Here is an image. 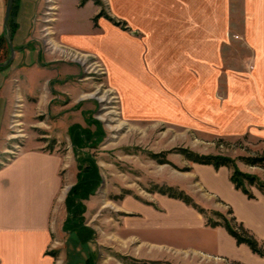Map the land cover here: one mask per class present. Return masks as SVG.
<instances>
[{"label": "rangeland", "instance_id": "rangeland-1", "mask_svg": "<svg viewBox=\"0 0 264 264\" xmlns=\"http://www.w3.org/2000/svg\"><path fill=\"white\" fill-rule=\"evenodd\" d=\"M147 1L39 0L31 35L34 65L17 70L13 57L0 68L11 72L0 167L23 150L43 151L62 161L47 250L55 264H178L169 259L171 252L149 249V237L162 235L149 233V207L183 203L159 193L164 189L181 191L207 217L216 219L213 212H218L231 219V208H209V197L197 189L200 164L187 160L181 150L228 158L240 171L264 181L263 168L241 160L263 156L264 141L234 136L232 111L209 110L211 95L220 104L225 94L264 92V21L260 33L243 34L237 13L230 32L217 37L216 82L200 83L190 52L162 51L149 37V13L132 10L134 2L145 6ZM69 36L81 37L83 45L68 42ZM226 41L229 51L222 46ZM256 45L263 52L255 51ZM8 57L2 47L0 63ZM93 166L99 184L86 200L77 201L86 229L78 236L64 228L70 218L65 199L79 175ZM246 187L250 192L255 188ZM165 214L168 224L183 222L182 212L166 208ZM164 234L167 244L189 237L181 238L185 234L179 231Z\"/></svg>", "mask_w": 264, "mask_h": 264}, {"label": "crops", "instance_id": "crops-1", "mask_svg": "<svg viewBox=\"0 0 264 264\" xmlns=\"http://www.w3.org/2000/svg\"><path fill=\"white\" fill-rule=\"evenodd\" d=\"M236 2L148 0L145 6L134 2L136 7L132 10L149 13L146 16L149 18V37L152 36L154 42L161 45L158 49L190 52L200 83H213L217 76L218 35L230 32L237 13L243 21V28L240 29L243 34H251L253 30L255 34L260 33V21H264V0ZM5 8L6 0H0V38H5ZM38 8L39 0H14L8 27L17 70L34 65L35 49L31 35ZM255 21L258 25H254ZM66 40L77 46L83 45L82 38L78 36H69ZM222 46L226 51L231 47L227 41ZM249 48L252 53L254 49L263 52L258 45L254 49ZM262 57L258 60L260 68ZM208 66L209 72L206 70ZM10 73L9 69H0V146L10 104ZM228 78L233 80V76L228 75ZM217 98L211 95L209 110L212 113L224 109L232 111L234 136L249 134L264 141V92L252 91L230 97L225 94L221 98L224 102L220 104L216 102ZM61 162L57 155L23 150L0 167V264H55L47 250L52 243L53 210L61 188ZM197 171V189L209 197V208L220 212L231 208L236 221L264 242V196L252 187L253 199L236 190L225 167L215 170L212 166L197 165ZM214 201L221 207L211 203ZM166 208L182 212L183 222L166 223L164 220L169 219V215L165 214ZM149 209L152 210L149 233L162 234L149 237L152 252H171L169 259L177 260L178 264H197L198 261L200 264H264V259L253 255L245 245H237L224 228L207 226L200 213L183 203L173 205L162 201L157 209ZM172 231L185 234L181 238L189 235L185 238L187 244L182 242L184 239L171 242L173 244L165 243L168 240L164 233Z\"/></svg>", "mask_w": 264, "mask_h": 264}, {"label": "trees", "instance_id": "trees-1", "mask_svg": "<svg viewBox=\"0 0 264 264\" xmlns=\"http://www.w3.org/2000/svg\"><path fill=\"white\" fill-rule=\"evenodd\" d=\"M99 16H97L96 18H99ZM2 47H5V50L9 52L6 39L3 37L0 38V49H2ZM180 152L187 160L193 163L212 166L215 170L221 167L227 168L230 171V182L233 184L236 190L241 191L245 196H247V198L253 199L254 196L246 186L255 187L264 196V181H262L255 175L240 171L237 167H235L230 159L221 156L195 155L186 150H181ZM241 160L246 165L257 166L264 169V155L259 157H246L242 158ZM89 168L92 169L91 166ZM98 184L99 178L96 174L95 167L93 168V171L87 168L79 175L77 185L71 188L65 199L70 210V218H68L65 224L66 226H64V228H66V232L77 233L79 236V233L81 231L86 230L82 225V218L78 216L81 211L83 212L84 210L83 207H81L80 204L77 203V201L86 200L88 196H90L92 192H94ZM159 193L169 196L170 198L180 200L187 205H191L201 215H203L205 224L207 226L212 228H224L225 231L235 240L237 245H246L253 254L264 258L263 245L260 244L247 230H245L242 224L236 221V219L232 216L231 210L227 212L228 215L232 216L231 219H228L224 214L218 212H213L214 216L216 217V219H213L207 217L204 209L198 207L191 201V199L187 195L183 194L181 191L176 193L168 188L159 191Z\"/></svg>", "mask_w": 264, "mask_h": 264}, {"label": "water", "instance_id": "water-1", "mask_svg": "<svg viewBox=\"0 0 264 264\" xmlns=\"http://www.w3.org/2000/svg\"><path fill=\"white\" fill-rule=\"evenodd\" d=\"M13 3H14V0H6V8H5L3 26H4V31H5L6 42H7L8 49H9V57L5 62L0 63V68H5L6 66H8L11 63L14 57V54H15V50L11 42V35L9 32V27H8V20L11 14Z\"/></svg>", "mask_w": 264, "mask_h": 264}, {"label": "bare ground", "instance_id": "bare-ground-1", "mask_svg": "<svg viewBox=\"0 0 264 264\" xmlns=\"http://www.w3.org/2000/svg\"><path fill=\"white\" fill-rule=\"evenodd\" d=\"M84 61V60H83ZM84 63H82L81 65H83Z\"/></svg>", "mask_w": 264, "mask_h": 264}]
</instances>
